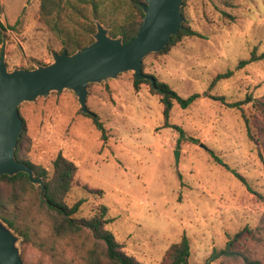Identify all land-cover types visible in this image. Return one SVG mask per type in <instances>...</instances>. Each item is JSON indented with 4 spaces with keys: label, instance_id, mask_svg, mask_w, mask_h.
Returning a JSON list of instances; mask_svg holds the SVG:
<instances>
[{
    "label": "rangeland",
    "instance_id": "374dc122",
    "mask_svg": "<svg viewBox=\"0 0 264 264\" xmlns=\"http://www.w3.org/2000/svg\"><path fill=\"white\" fill-rule=\"evenodd\" d=\"M39 11L40 0H0V25L7 26L1 30L0 56L4 50L8 70L49 64L61 49ZM183 15L201 36H185L166 52L148 54L143 69L184 97L200 94L187 108L175 104L169 118L197 140L178 141L176 128L164 126L159 95L147 83L135 88L134 72L126 71L89 86L87 106L101 116L105 140L72 90L23 102L24 157L49 171L59 153L75 162L67 203L85 199L80 216L90 215L98 203L108 205L115 218L108 229L144 264H161L183 234L191 240L190 262L202 263L245 226L261 227V241L252 246L264 261V59L238 66L252 52L264 51V0H187ZM227 71L229 77L212 84ZM221 96L242 104L230 106ZM0 187L8 195L9 186L0 182ZM8 211L30 235L27 240L15 229L12 234L24 264H84L72 246L51 235L50 218L34 196Z\"/></svg>",
    "mask_w": 264,
    "mask_h": 264
},
{
    "label": "trees",
    "instance_id": "16d2710c",
    "mask_svg": "<svg viewBox=\"0 0 264 264\" xmlns=\"http://www.w3.org/2000/svg\"><path fill=\"white\" fill-rule=\"evenodd\" d=\"M144 2L145 0H40V21L60 41L61 49L59 52L66 51L68 54H72L94 41L97 20L109 29L112 37L122 36L124 42L134 38L144 18L142 8ZM186 2L187 0L183 2V14ZM9 26L8 28H14L15 25ZM1 30L6 31L7 26L0 25V39L3 35ZM185 36H201L197 30L189 25L186 18H184L182 28L172 36L169 43L160 52L168 51L171 46ZM258 59H264V51L259 55L252 52L251 57L242 60L238 66ZM231 74L232 71L218 74L213 79L212 84L222 78L229 77ZM141 83L149 84L151 92L159 95L163 107L164 126L176 128L180 134L178 141L182 139L197 140L189 137L181 126L171 125L169 118L175 104L187 108L200 97V94L193 93L184 97L167 82L161 81L157 77H155L154 84L149 79H134L135 88H138ZM218 98L230 106H241L242 104V102L228 103L222 96ZM242 112L250 138L258 145L259 149L262 148L260 139L255 135L250 116L246 114L244 109ZM84 114L92 119L93 124L101 133V138L107 139L106 128L101 116L94 111ZM24 135L25 132L22 131L15 152L16 158L32 167L36 176L44 179L46 199L41 196L42 186H36L32 183L26 172H18L14 175L3 174L0 176V182L9 186V193L4 195L0 187L1 218L13 229L24 235L25 239L29 240L28 230L21 228L18 224L17 215L9 213L8 210L11 206L19 207L27 197L34 196L50 218L51 235L57 241L72 246L84 264H144L134 256L127 254L114 233L108 229V225L115 219L111 216L108 205L98 203L93 206L90 215L80 216L78 213H80L85 199H78L73 204L67 203L66 198L73 186L78 170L75 162L59 153L53 160L52 171H49L44 166L24 157ZM211 154L218 163L229 168L214 151L211 150ZM234 172L247 188L253 191L245 177L236 171ZM85 189L99 195L103 194L101 188L85 185ZM261 236V227L245 226L230 236L224 247L213 248L207 259L197 264H211L218 259L222 260V264L225 262L264 264V261L256 256L252 246L253 242L261 241ZM191 250V240L186 234H183L178 242L169 246L161 264H192L190 262Z\"/></svg>",
    "mask_w": 264,
    "mask_h": 264
},
{
    "label": "water",
    "instance_id": "95a60500",
    "mask_svg": "<svg viewBox=\"0 0 264 264\" xmlns=\"http://www.w3.org/2000/svg\"><path fill=\"white\" fill-rule=\"evenodd\" d=\"M183 2L145 0L143 21L136 36L127 42L122 36L112 37L109 29L97 20L92 43L72 54L66 51L54 53V60L49 64L10 71L3 50L0 56V176L26 172L32 183L42 186L41 196L46 199L44 179L16 158L18 139L23 130L20 105L39 96H48L52 91L60 93L68 89L77 96L81 111L89 114L87 100L92 83L133 71L137 80L149 79L154 84L155 77L143 70V59L152 52L163 50L182 28ZM179 152L175 150L177 165ZM13 232L15 230L0 216V264H24Z\"/></svg>",
    "mask_w": 264,
    "mask_h": 264
}]
</instances>
